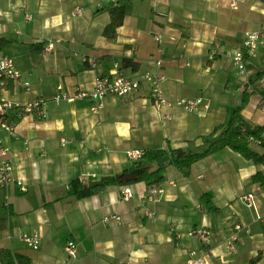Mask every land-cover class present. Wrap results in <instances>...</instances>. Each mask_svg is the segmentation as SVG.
Returning a JSON list of instances; mask_svg holds the SVG:
<instances>
[{
    "label": "crops",
    "instance_id": "1",
    "mask_svg": "<svg viewBox=\"0 0 264 264\" xmlns=\"http://www.w3.org/2000/svg\"><path fill=\"white\" fill-rule=\"evenodd\" d=\"M237 1L232 8L230 0H129L117 37L109 41L102 30L117 0H0V38L7 40L0 52L13 57L21 74L0 87V97L46 101L44 117L26 114L15 119L12 133L2 134L13 176L24 189L16 180L0 188V218H6L0 246L27 256L29 264H66L68 239L76 244L74 264H188L190 249L205 250L203 264L222 258L264 264V221L239 199L252 192L256 211L264 213V185L252 179L257 171L264 176V165L229 147L199 158L187 175L168 164L163 192L153 201L142 202L148 188L143 181L124 184L133 194L128 199L122 184L81 198L68 192L72 179L86 185L128 167L134 161L126 155L129 148L169 152L209 132L244 90L241 118L264 126V46L245 58L243 73L232 60L247 31H264V0ZM126 57L138 63L137 70L121 67ZM117 68L127 76L162 72L166 98L201 96L209 106L157 104L148 82L126 97L105 96L96 109L89 98L53 99L59 90L89 91L97 76ZM145 208L153 217L144 215ZM236 222L242 226L236 249L227 253L225 241ZM198 226L211 232L207 250L188 234ZM34 232L41 237L36 249L20 238Z\"/></svg>",
    "mask_w": 264,
    "mask_h": 264
},
{
    "label": "built area",
    "instance_id": "2",
    "mask_svg": "<svg viewBox=\"0 0 264 264\" xmlns=\"http://www.w3.org/2000/svg\"><path fill=\"white\" fill-rule=\"evenodd\" d=\"M230 6L232 8L238 7L237 0H230ZM81 11V7L73 10V14H78ZM30 18V15H26ZM156 40H160V36H155ZM211 49V55L215 53L216 47ZM264 46V31L262 30H250L245 33L242 48L236 50L232 56V60L237 66L238 70L243 73L245 68V58L255 56L260 47ZM156 64L159 66L162 59L158 57ZM21 77L20 71L17 68L13 57L0 52V87L7 84L8 81H16ZM165 79V75L159 71L147 70L143 72H137L133 76H127L120 72L117 68L114 72L99 75L95 78L94 84L91 90H76L72 93L59 90L55 92L53 99L55 101L66 100L74 101L77 99L89 98L93 104L92 109L99 108L101 106V100L107 95H114L118 97H126L132 94L138 89L142 83L148 82L154 98L157 104L177 106L184 110H197L198 107L208 108L209 99L198 96L196 98H178L168 99L164 96L161 82ZM27 84V82H24ZM45 98L38 97L26 102L9 100L4 97H0V188H6L7 184L16 180V182L24 189L23 183L20 179H15L13 176V165L9 160L10 148L4 143L3 133H12L15 127V119L20 118L26 114H33L35 116L44 117L46 115ZM143 153L142 149L129 148L126 150V155L131 159H138ZM163 192L162 185L150 186L147 188L146 194L142 197V202L146 200H156V195ZM121 194L123 199L130 198L133 194L129 186L124 185L121 187ZM5 200L8 195L7 192L3 193ZM239 199L247 206L254 208L256 218L264 221V213H259L255 209L254 194L250 191L244 192L239 195ZM144 215L147 217H153L154 212L149 209H144ZM115 218L118 216L112 215ZM111 216L104 217L103 220L107 221ZM242 228L239 222L233 225L231 233L228 235L225 241V249L227 253H232L236 249V241L238 239V231ZM188 234L197 238L204 246L206 250L209 248L212 240L211 232L206 226H198L188 231ZM28 246L36 249L39 247L41 237L38 233H22L20 235ZM66 264H74L77 260V249L73 239H68L63 246ZM205 250L202 249V253H198L195 249L189 250V256L187 258L188 264H203V255ZM104 264H131V260L128 259L123 262H107ZM220 264H232L228 259H221Z\"/></svg>",
    "mask_w": 264,
    "mask_h": 264
},
{
    "label": "trees",
    "instance_id": "3",
    "mask_svg": "<svg viewBox=\"0 0 264 264\" xmlns=\"http://www.w3.org/2000/svg\"><path fill=\"white\" fill-rule=\"evenodd\" d=\"M128 2L129 0H117L115 5L108 8L109 20L104 25L102 33L109 41L117 37V27L122 23ZM6 41L5 38H0V49ZM127 66H130L132 70H137L138 63L132 58L126 57L121 60V67ZM247 97L248 93L244 90L228 117L215 125L209 132L187 139L184 145L175 147L169 152L160 147L143 149L142 155L121 172L100 176L86 185L78 178L72 179L69 181V194L81 198L107 185H124L131 181H143L147 187L161 185L165 180L168 164L176 167L183 175H187L193 162L221 147H229L244 159L264 165V126L250 123L241 118V109L247 101ZM166 154L169 155V158L163 164L158 162V159ZM126 174L130 176L124 179ZM252 179L264 185V176L261 171L253 174ZM208 194L204 193L202 197ZM5 225L6 218L1 217L0 229ZM0 263L29 264L30 260L27 256L0 246Z\"/></svg>",
    "mask_w": 264,
    "mask_h": 264
},
{
    "label": "water",
    "instance_id": "4",
    "mask_svg": "<svg viewBox=\"0 0 264 264\" xmlns=\"http://www.w3.org/2000/svg\"><path fill=\"white\" fill-rule=\"evenodd\" d=\"M169 158V155H163L162 157H160L158 159V162H160L161 164H163L167 159Z\"/></svg>",
    "mask_w": 264,
    "mask_h": 264
}]
</instances>
